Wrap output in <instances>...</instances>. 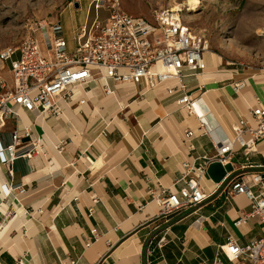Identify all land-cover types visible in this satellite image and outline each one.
<instances>
[{
  "label": "crops",
  "instance_id": "crops-1",
  "mask_svg": "<svg viewBox=\"0 0 264 264\" xmlns=\"http://www.w3.org/2000/svg\"><path fill=\"white\" fill-rule=\"evenodd\" d=\"M210 54L204 71H184L185 83L196 115L205 116L214 138L222 140L251 119L250 110L264 108V64L230 67ZM9 69V62H0L7 83ZM91 75L72 90V101L59 102V115L42 119L19 110L17 125L9 118L0 132L4 145L15 128L30 127L44 150L15 161L12 182L0 156V264L21 258L24 264H243L242 257L228 261L219 247L231 236L244 248L260 237L261 227L255 219L235 226L250 206L245 196H228L227 190L231 180L264 176V140L248 161L236 146L233 171L220 184L207 175L201 180L202 204L156 218L149 191L160 185L178 192L182 163L201 164V157L215 156L214 146L199 134L197 117L177 105L178 94L108 80L112 94L106 95L100 73L92 69ZM237 82L244 88L234 93ZM3 185L13 189L7 197Z\"/></svg>",
  "mask_w": 264,
  "mask_h": 264
},
{
  "label": "built area",
  "instance_id": "built-area-1",
  "mask_svg": "<svg viewBox=\"0 0 264 264\" xmlns=\"http://www.w3.org/2000/svg\"><path fill=\"white\" fill-rule=\"evenodd\" d=\"M103 6L101 0L90 2L93 18L75 31L71 50L60 21H55L36 24L18 48L0 52V62H9L11 75L10 83L0 77V132L9 118L17 125L19 110L42 119L59 115V102L72 101L75 96L72 90L91 81L92 69L100 73L106 95L112 94L108 80L131 85L144 82L149 88L163 86L168 95L178 94L177 105L197 117L199 134L211 140L216 153L212 158L201 157L199 165L182 163V175L174 182L175 185L182 183L178 192L159 185L155 191H149V196L158 207L156 218H167L178 211L197 207L207 199L200 182L206 177L210 163L232 166L238 154L236 146L246 161L256 152L257 143L264 140V108L257 106L250 110L251 119L235 125L232 137L215 139L206 117L196 115L184 75L185 70L192 73L205 70L204 54L209 50L205 37L186 26L179 11H154L147 20L113 9L108 18L100 22L99 12ZM36 33H40V37L35 36ZM243 88L244 83L237 82L233 92L239 93ZM186 134L191 136L192 131ZM43 154L40 140L33 136L30 127L15 128L9 134L8 143L0 142L1 164L6 166L10 182L15 161ZM12 190L11 186L3 185L1 195L7 197ZM18 191L24 192L21 187ZM227 195H243L249 202V211L241 213L235 226L255 219L261 227V235L244 248L229 236L219 247L220 252L228 261L242 257L243 264H264V176L256 173L249 176V181L231 180ZM202 220L199 217L194 223L200 225ZM91 235L98 238L96 230H92ZM164 241L162 237L159 248ZM16 264H24V258L18 259Z\"/></svg>",
  "mask_w": 264,
  "mask_h": 264
},
{
  "label": "rangeland",
  "instance_id": "rangeland-1",
  "mask_svg": "<svg viewBox=\"0 0 264 264\" xmlns=\"http://www.w3.org/2000/svg\"><path fill=\"white\" fill-rule=\"evenodd\" d=\"M92 0H0V52L16 49L40 22L60 21L64 38L72 45L85 16L93 18ZM99 21L113 9L133 17L151 19L154 11L179 7L186 26L204 36L209 50L224 64H264V0H101ZM77 6V9L75 8ZM40 37V33L36 35ZM16 55V54H15ZM17 56V55H16Z\"/></svg>",
  "mask_w": 264,
  "mask_h": 264
},
{
  "label": "water",
  "instance_id": "water-1",
  "mask_svg": "<svg viewBox=\"0 0 264 264\" xmlns=\"http://www.w3.org/2000/svg\"><path fill=\"white\" fill-rule=\"evenodd\" d=\"M75 8L77 9V6H75ZM232 171L233 168L231 164L222 166L219 162H212L206 169V175L214 184H220L226 175L231 174Z\"/></svg>",
  "mask_w": 264,
  "mask_h": 264
},
{
  "label": "bare ground",
  "instance_id": "bare-ground-1",
  "mask_svg": "<svg viewBox=\"0 0 264 264\" xmlns=\"http://www.w3.org/2000/svg\"><path fill=\"white\" fill-rule=\"evenodd\" d=\"M197 5L198 4V0H190L189 2H188V5ZM172 10L173 11H179L180 10V8L179 7H175V8H172ZM210 50H208L207 52H209ZM206 52V53H207ZM205 55V54H204ZM208 57V56H207ZM207 57H206V59H207ZM210 57H212L215 61L217 60V58H216V56L215 55H213L212 53L210 54ZM207 61V60H206Z\"/></svg>",
  "mask_w": 264,
  "mask_h": 264
}]
</instances>
